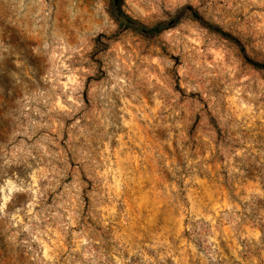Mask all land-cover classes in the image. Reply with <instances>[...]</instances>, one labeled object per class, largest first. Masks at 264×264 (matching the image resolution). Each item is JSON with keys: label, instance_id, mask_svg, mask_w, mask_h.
I'll return each mask as SVG.
<instances>
[{"label": "rangeland", "instance_id": "rangeland-1", "mask_svg": "<svg viewBox=\"0 0 264 264\" xmlns=\"http://www.w3.org/2000/svg\"><path fill=\"white\" fill-rule=\"evenodd\" d=\"M0 264H264V0H0Z\"/></svg>", "mask_w": 264, "mask_h": 264}, {"label": "trees", "instance_id": "trees-1", "mask_svg": "<svg viewBox=\"0 0 264 264\" xmlns=\"http://www.w3.org/2000/svg\"><path fill=\"white\" fill-rule=\"evenodd\" d=\"M165 26H156L154 28H151L150 31L155 32V33H159L164 29ZM254 65L256 66H262V64L258 63V62H252Z\"/></svg>", "mask_w": 264, "mask_h": 264}]
</instances>
